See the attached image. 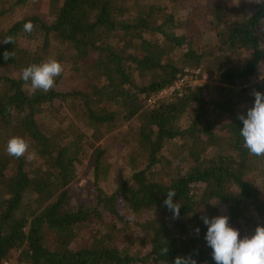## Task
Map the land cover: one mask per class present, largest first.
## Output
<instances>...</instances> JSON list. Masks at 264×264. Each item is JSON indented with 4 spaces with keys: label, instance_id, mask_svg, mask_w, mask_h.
<instances>
[{
    "label": "trees",
    "instance_id": "1",
    "mask_svg": "<svg viewBox=\"0 0 264 264\" xmlns=\"http://www.w3.org/2000/svg\"><path fill=\"white\" fill-rule=\"evenodd\" d=\"M21 35L34 47L20 46ZM50 58L67 65L73 85L56 88L62 73L50 91H33L21 70ZM263 63L264 0H58L47 21L31 14L0 29V264L15 252L18 264H174L177 256L215 264L201 217L264 220V158L249 155L237 118L253 106V91L264 93ZM183 67L212 83L145 106L140 96L170 85ZM54 104L68 109L58 117L73 119L44 131L38 115ZM134 116L117 131L125 145L133 141L128 173L106 193L98 182L109 164L94 143ZM12 137L29 144L19 159L6 152ZM87 149L92 199L73 205L67 185ZM170 190L178 219L163 203Z\"/></svg>",
    "mask_w": 264,
    "mask_h": 264
},
{
    "label": "clouds",
    "instance_id": "2",
    "mask_svg": "<svg viewBox=\"0 0 264 264\" xmlns=\"http://www.w3.org/2000/svg\"><path fill=\"white\" fill-rule=\"evenodd\" d=\"M33 24L31 21L24 24V31L31 32ZM13 42L12 38H6L3 43ZM8 58V52L4 53ZM64 72V66L56 59H48L41 64H32L21 70L20 79L29 84L30 88L48 92L55 87L56 78ZM254 104L247 109L246 115L239 114L238 119L243 127L240 136L243 138V146L249 155L264 158V93L253 91ZM29 151V144L22 137H12L8 140L6 152L9 156L17 159L25 156ZM35 152L28 154V159H34ZM177 195L175 190L167 192L164 205L173 213V219L180 215V203H174L173 198ZM203 224L207 227L205 241L212 250V259L215 264H264V225H257L251 236L240 237L237 229L229 226L228 216H216L209 218L201 217ZM199 233V228L195 229ZM168 252V248L164 249ZM174 264H197L191 256H177Z\"/></svg>",
    "mask_w": 264,
    "mask_h": 264
},
{
    "label": "rangeland",
    "instance_id": "3",
    "mask_svg": "<svg viewBox=\"0 0 264 264\" xmlns=\"http://www.w3.org/2000/svg\"><path fill=\"white\" fill-rule=\"evenodd\" d=\"M55 3L58 0H53ZM52 0H27L23 4H13L11 0H0V6H2L3 14L0 16V29H4L9 26L13 21L18 20L24 16H29L31 14H37L42 20H49L51 17V12L54 8L55 3ZM132 0H129L131 2ZM250 1V0H249ZM5 10V11H4ZM173 14L176 17L181 16L180 14L183 13V9L181 7H176L171 9ZM18 44L20 46H29L34 47V42L32 40L27 39L24 36H20L18 38ZM53 44L50 45V47ZM49 47V48H50ZM64 72L61 80L57 85V89L64 91L70 88L73 85V81L66 75L67 65L64 64ZM264 70V63L259 66V71ZM212 83L210 79L207 78L204 72H201V77L196 80V83ZM194 84V85H195ZM193 86V85H192ZM166 94V93H165ZM57 104H54L51 108L43 109L41 114L38 115L39 121L44 123L43 126L44 131H48L49 128L53 129L57 126L59 127H68L70 119H73L72 114H66L65 119H61L55 113L60 112H68V109L65 105H59L56 109H59V112H56L53 109ZM69 119V120H68ZM136 116L129 119L127 122H124L120 127L106 132L99 140L94 143V146H98L104 148L105 155L104 159L109 164V169L107 174L98 182V186L109 193L113 190L115 186V180L119 175H126L128 173V166L125 164L124 156L131 151H135L133 141H129L130 143L125 145L124 141H121L119 135L117 134L118 129L126 128L129 124L136 123ZM76 126L80 125V121H75ZM186 124L185 118L182 117L179 120V125L184 126ZM121 131V130H120ZM89 132V131H88ZM170 147H166L163 152H166L167 149ZM90 149L86 150L83 159V166L81 167L80 171L76 174L72 181L69 182L67 185L68 192H70V202L71 204H80L92 199V173H91V157H90ZM28 156V155H27ZM255 179L260 180L261 175L259 173H255ZM250 213L247 212V214ZM126 218H130L132 214L124 213ZM255 222H259V219H255ZM257 225H264V220H260L259 224ZM257 225H246L243 226V223L237 222L233 225H229L234 229H237L240 232V237L243 238L245 235L251 236L254 233V230ZM16 252L11 254L8 259H5L7 264H18L16 263Z\"/></svg>",
    "mask_w": 264,
    "mask_h": 264
},
{
    "label": "built area",
    "instance_id": "4",
    "mask_svg": "<svg viewBox=\"0 0 264 264\" xmlns=\"http://www.w3.org/2000/svg\"><path fill=\"white\" fill-rule=\"evenodd\" d=\"M199 77H201L199 68L183 67L170 85L149 96L141 95L140 98L145 106L151 108L158 101L170 98L173 95H179L185 87L194 85ZM1 264H7V262L3 260Z\"/></svg>",
    "mask_w": 264,
    "mask_h": 264
}]
</instances>
